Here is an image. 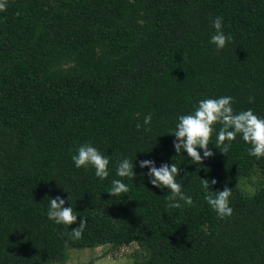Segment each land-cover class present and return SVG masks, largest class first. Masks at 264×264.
I'll list each match as a JSON object with an SVG mask.
<instances>
[{"label":"trees","instance_id":"1","mask_svg":"<svg viewBox=\"0 0 264 264\" xmlns=\"http://www.w3.org/2000/svg\"><path fill=\"white\" fill-rule=\"evenodd\" d=\"M216 17L232 38L223 49L211 43ZM221 96L233 98L235 112L264 118V0H7L0 264L66 262L70 249L132 243L147 252L132 264H264V185L252 195L240 187L254 168L264 175V157L250 156L239 135L225 155L213 133L215 155L194 164L169 135L179 115ZM85 143L109 157L106 179L75 166ZM124 157L136 164L134 178L116 175ZM144 159L180 167L176 180L193 204L166 207L170 191L140 175ZM201 178L217 181L212 191L231 188V216L218 217L204 200ZM114 179L129 191L110 196ZM57 195L78 216L71 226L48 218ZM83 217L82 237L73 239Z\"/></svg>","mask_w":264,"mask_h":264},{"label":"clouds","instance_id":"2","mask_svg":"<svg viewBox=\"0 0 264 264\" xmlns=\"http://www.w3.org/2000/svg\"><path fill=\"white\" fill-rule=\"evenodd\" d=\"M6 7L7 0H0V11H5ZM212 24L216 29V34L211 37V43L215 44L218 49H223L232 38L226 36L222 31V17L213 19ZM253 101L254 97H250L249 102ZM232 104L231 96L208 97L201 99L194 106L192 112L179 115L175 129L169 134L175 137L173 141L175 153L186 152L187 157L194 164H203L206 158L215 155L209 148L210 140L215 133L216 144L214 146L225 155L231 148V142L239 135L245 143L251 146L248 149L250 156L257 159L264 157V118L255 114L251 108L235 112ZM150 123L151 115L149 114L144 118V124L149 125ZM217 125H219L218 129ZM140 127L141 125L137 124V128ZM198 149L203 150V155ZM72 160L77 168L89 166L94 168L96 177L101 180L109 176V157L103 155L91 143L79 146L77 154L72 156ZM135 167L136 164H133L132 160L124 157L116 165V175L121 178H134L137 175L134 171ZM139 167L148 169L147 173H140V175H147L153 186L167 188L170 191L166 207L179 209L182 207L180 201L188 206L193 204L191 196L184 193L182 185L176 180V177L180 176V167H177L175 163H163L157 167L154 160L144 159L139 161ZM200 182L205 193L204 200L217 213L218 217L231 216L233 213V209L230 207L231 188L225 186L223 190L212 191L210 186L217 183L215 179L201 178ZM128 191L129 187L121 179H114L112 187L107 192L110 196H118ZM65 204L66 200L61 196L51 197L47 215L56 224L71 226L77 222L78 216L71 206L65 207ZM86 224L87 219L83 217L79 221V226L72 228L70 235L73 239L82 237Z\"/></svg>","mask_w":264,"mask_h":264},{"label":"rangeland","instance_id":"3","mask_svg":"<svg viewBox=\"0 0 264 264\" xmlns=\"http://www.w3.org/2000/svg\"><path fill=\"white\" fill-rule=\"evenodd\" d=\"M264 185V175L259 168H254L245 175L240 182L241 189L249 195L254 194ZM147 256V252L138 244L111 250L110 245L97 248L70 249L69 259L66 262H54L51 264H80L95 260V264H132Z\"/></svg>","mask_w":264,"mask_h":264}]
</instances>
